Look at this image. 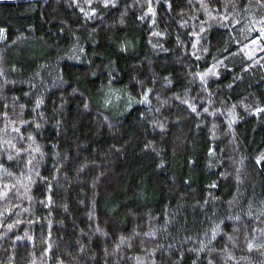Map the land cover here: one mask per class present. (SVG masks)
<instances>
[{"label": "trees", "instance_id": "trees-1", "mask_svg": "<svg viewBox=\"0 0 264 264\" xmlns=\"http://www.w3.org/2000/svg\"><path fill=\"white\" fill-rule=\"evenodd\" d=\"M0 264H264V0H0Z\"/></svg>", "mask_w": 264, "mask_h": 264}]
</instances>
